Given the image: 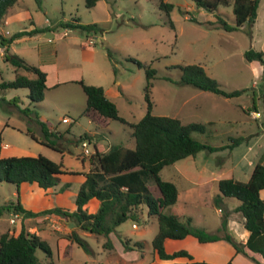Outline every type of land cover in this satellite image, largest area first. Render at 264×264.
Returning a JSON list of instances; mask_svg holds the SVG:
<instances>
[{
  "label": "rangeland",
  "instance_id": "obj_1",
  "mask_svg": "<svg viewBox=\"0 0 264 264\" xmlns=\"http://www.w3.org/2000/svg\"><path fill=\"white\" fill-rule=\"evenodd\" d=\"M167 1L173 4L169 16L148 0H98L92 8L85 7L84 0H19L8 12L4 20L7 22L0 24L3 38L31 32L34 26L44 31L21 35L17 44L7 45V54L18 55L36 67L44 64L49 82L58 79L61 84L47 86L44 99L36 103L30 101L26 88L0 89V129L4 128V123L9 125L3 130L2 139L35 155L41 153L53 161H62L64 168L79 172L59 175L60 181L51 188L52 193L36 184L24 183L19 187V199L32 211L56 206L67 210L74 207L79 175L90 168L88 156L84 155L79 141L84 135L89 136L90 140L86 141L90 153L95 151L97 143L105 149L112 145L135 147L128 125L107 120L108 126H102L100 120H93L83 113L86 96L77 81L104 89L119 84L121 95L111 100L120 116L135 123L146 113L143 89L145 68L150 67L156 70L155 78L151 80L152 114L174 117L184 124H203L204 132H193L192 136L202 143L221 147L213 152L202 150L160 171V178L174 183L179 192L177 202L165 208L164 213L174 214L184 222L190 218L192 226L220 234L222 232L218 230L226 215L231 233L242 241L240 234L245 229L241 224L242 217L236 211L239 201L224 198L218 207L214 202L219 193L216 183L199 184V178L215 177L217 180L233 175L245 181L253 169L251 163L259 157L260 145L264 144L263 66L259 61H247L244 56L248 50L264 54V0L259 2L254 22H246L230 31L225 30L217 19L220 16L227 24L235 26L231 6L219 5L217 10L209 13L198 9L193 0ZM62 23L96 24L98 27L91 32L80 28L68 30ZM26 36L29 38L22 40ZM90 39L93 40L91 44ZM190 64L203 67L223 90H241L242 93L225 98L179 84L182 72L178 67ZM20 73L35 77L24 70ZM14 77L15 67L0 51V83ZM253 111L260 112L261 117H254ZM36 116L48 129L63 134L62 139L56 140L63 153L40 145L26 132L29 130L42 137ZM64 118L69 122H63ZM238 138L241 141L235 144L234 139ZM251 145L252 149H248ZM250 159L252 162L248 164ZM65 184L68 187L59 191ZM148 186L154 188V181L149 180ZM261 196L264 197V192ZM17 198L14 184L0 183V209ZM86 208L93 212L90 203ZM11 214L7 210L0 212V234L15 231L21 224V216L11 224ZM137 214L138 219L129 218L108 236L45 215L46 218L39 219L37 227L39 231L45 230L41 237L49 244L52 254L49 256L37 249L39 263L168 264L160 260L151 247L158 230L156 218L149 216L145 209ZM72 230L87 243L89 253L68 239ZM124 241L130 245L141 241L144 245L133 247L136 249L133 251L124 246ZM175 243L181 248L182 241ZM230 248L223 246L220 251H213L210 245L197 243L188 247L196 259L214 261L215 264L223 261ZM252 257L262 260L258 254H239L234 263L257 264Z\"/></svg>",
  "mask_w": 264,
  "mask_h": 264
},
{
  "label": "trees",
  "instance_id": "obj_2",
  "mask_svg": "<svg viewBox=\"0 0 264 264\" xmlns=\"http://www.w3.org/2000/svg\"><path fill=\"white\" fill-rule=\"evenodd\" d=\"M159 10L169 16L173 4L167 0H148ZM198 9L209 13L217 10L219 5L231 6L235 17V26H230L221 18L217 21L225 30H233L243 26L246 22H254L257 16V9L260 0H193ZM19 0H0V24L4 22L8 12L18 4ZM98 0H84L87 8H92ZM173 27L172 22H170ZM64 28H80L83 31L91 32L97 30L96 24L82 25L80 23H62ZM44 29L35 28L31 32H19L5 39L0 35V44L7 47L21 35L38 33ZM111 54L109 53V56ZM247 61H259L263 66L264 75V54L262 51L248 50L244 54ZM4 57L15 67V77L11 81H2L0 89L26 88L29 90L28 98L36 103L44 99L46 90V72L29 64L18 55H8L5 50ZM141 66L140 62H137ZM181 70L179 84L191 85L199 90L208 91L225 98L239 96L241 90L225 91L218 82L206 74L200 65L190 64L178 67ZM21 70L33 73L34 78H29L20 73ZM156 70L146 67V84L143 89V98L146 102V113L135 123H129L120 116L115 103L107 96L101 86L87 85L82 80L77 81L86 96L84 114H96L105 120H115L128 125L132 129L131 136L135 140V147L127 148L123 145H112L105 151L90 153L88 160L90 168L84 175V181L79 185L75 196L76 209L69 211L62 207L44 209L34 212L25 209L19 199V187L22 183L36 184L44 190L55 188L61 174H75L79 172L69 171L64 168L62 161L56 162L44 155L36 156H0V183H12L17 188L18 198L0 209L19 214L22 219L38 216H55L65 219L82 229L91 233L108 236L115 231L116 227L127 221L129 218L138 219L139 214L145 209L149 216L157 220L158 230L151 241L152 250L161 260L185 259L182 262L171 264H212L205 261H196L186 250L181 249L168 253L165 249L166 239L180 240L187 236H193L201 245L226 241L233 248L236 254H258L262 260H256L257 264H264V164L257 162L246 181L234 178H221L216 181L219 193L214 198L215 204L219 207L222 199L235 198L239 201L236 211L242 217V226L248 232L245 242L236 239L228 227L226 215L222 218L221 227L218 232L210 233L203 228L191 225V219L181 221L174 214L164 213V209L174 205L178 200V189L170 181L162 180L160 171L168 165H172L187 157L195 156L198 152L206 150L216 151L221 147H213L202 143L192 136L193 132L202 133L205 125L198 123H182L179 119L170 116L152 114L153 102L150 92L151 80L155 78ZM36 120L41 126L42 137H37L33 132H26L31 138L46 147L60 151L56 140L62 139L63 134L50 131L46 124ZM90 140L84 135L79 141ZM235 144L241 139H234ZM2 136L0 131V149ZM154 181V188L148 186V181ZM68 187L65 184L59 191ZM155 190V193L152 192ZM91 199L99 202L95 212H88L86 205ZM16 223V222H15ZM13 223V224H15ZM68 239L76 242L90 252L87 243L72 230ZM124 246L130 250L142 248L144 245L137 241L130 245L127 241ZM40 249L47 255L52 251L45 239L36 233L30 232L23 223L15 231H5L0 234V264H40L36 256V250ZM53 264V263H50ZM226 264H235L229 260Z\"/></svg>",
  "mask_w": 264,
  "mask_h": 264
},
{
  "label": "crops",
  "instance_id": "obj_3",
  "mask_svg": "<svg viewBox=\"0 0 264 264\" xmlns=\"http://www.w3.org/2000/svg\"><path fill=\"white\" fill-rule=\"evenodd\" d=\"M11 11V10H10ZM9 11V12H10ZM5 23L7 22V21H4ZM32 25H34V22L33 21H31L30 22ZM34 28H36L35 26H34ZM65 29H68V28H65ZM69 30V29H68ZM1 35V34H0ZM20 37H18V38H16L14 41H13V43L12 44H17L18 43V41L21 39H19ZM24 38H29V36H26V37H22V40L24 39ZM11 45V44H10ZM5 50H8V47H1L0 48V51H1V53L3 54V56H4V54H5ZM51 65H55L54 63H51ZM38 68H40L42 71H44V64H39V67ZM46 86H50V87H56V86H58L59 84H61L60 83V81L58 80V79H56V80H54V81H52V82H49V76H48V74L46 73ZM118 85L119 84H117V83H114V85L113 86H111V87H109L108 89H104L105 90V92H106V94H107V96L111 99V98H114V97H119L120 95H121V92H120V88H118ZM19 89V88H18ZM47 89V88H46ZM93 115H95V116H93ZM91 117H92V119L94 120V119H97V120H100L101 121V124H102V126H108V122H107V120H105L104 118H102V117H99V116H97L96 114H91L90 115ZM4 125V128H1L0 129V131H1V134H2V132H3V130L6 128V126L8 125L7 123H4L3 124ZM9 126V125H8ZM50 130V129H49ZM51 131V130H50ZM40 145H42V144H40ZM43 146H45V145H43ZM95 147L99 150V151H105V150H107V149H105L101 144H95ZM252 149V145L251 146H249L248 147V149ZM63 153V152H62ZM258 153H260L259 154V157L257 158V161L256 162H252V160L250 159L249 161H248V164L249 163H251L252 164V166L254 167V165L257 163V162H260V163H263L264 164V144H262V145H260V147H259V151H258ZM39 154H41V153H38L37 155H39ZM36 156L34 153H31V152H29V151H27L26 150V148L24 149V148H20V147H17V146H13V145H11L10 143H8V142H5L4 141V139H2V142H1V149H0V156L1 157H10V156ZM42 155V154H41ZM87 172V171H86ZM251 172H252V170H251ZM251 172L249 173V176H250V174H251ZM232 177H230V178H234V179H236V180H241V179H237V178H235L233 175H231ZM79 182H80V184L84 181V175L81 173L80 175H79ZM249 178V177H248ZM62 179V178H61ZM210 180V181H209ZM217 180H219V179H217ZM216 179H215V177H212V178H210V177H200L199 178V184H201V183H203V184H208L209 182H215L216 183V181H217ZM246 180H248V179H246ZM245 180V181H246ZM242 181V180H241ZM66 183H69V182H66ZM24 183H22L21 185H20V187L23 185ZM42 189V188H41ZM52 190H51V188L50 189H48L46 192H50V193H52L51 192ZM56 196L58 195V193H56V191H54L53 192ZM77 194V193H76ZM21 202V201H20ZM22 203V202H21ZM91 204L92 205V209H93V212H95L96 210H97V208H98V205H99V202H98V200H96V199H91L89 202H88V204ZM22 205H23V207L25 208V209H28L23 203H22ZM87 206V205H86ZM59 207H62V206H59ZM53 208V207H52ZM62 208H64V207H62ZM45 209H48V208H45ZM64 209H66V207L64 208ZM76 209V205L74 206V207H71L69 210L70 211H73V210H75ZM29 210V209H28ZM41 210H44V209H41ZM41 210H39V211H41ZM220 210V209H219ZM32 211V210H31ZM34 212H38V211H34ZM43 218H46V216H38V217H33V218H24V219H22V221H21V224L23 223V225L29 230V231H31L32 233H36L37 235H39L40 237L42 236V234H43V232L45 231V230H42V231H39L40 230V228L39 227H37V226H39V223H37L38 221H40L39 219H43ZM35 223V224H34ZM21 224L19 225V227H21ZM34 224V225H33ZM242 224V223H241ZM36 226V227H35ZM18 227V228H19ZM33 227H34V230H32L33 229ZM44 236V235H43ZM240 237H243V239H242V241L243 242H245L246 241V239H247V237H248V232L245 230V231H243L241 234H240ZM42 238V237H41ZM175 241H182V245H181V248H179L180 246H176V245H174V244H177V243H175ZM195 243H197L198 245H201V244H199L198 243V241H197V239L195 238V237H193V236H187V237H185L184 239H180V240H174V239H166V241H165V249H166V251L168 252V253H172V252H174V251H178V250H181V249H184V250H186V251H188L192 256H193V254L189 251V249H188V247L189 246H193ZM205 245H210V247H211V249L213 250V251H220L221 250V248H223V246H226V247H228V246H230L231 248L228 250V252H227V256H224V258H223V261H220L221 263H219V262H217L218 264H226L229 260H232L233 262H235V259H237V257H239V254H236L235 253V251H234V248L229 244V243H227L226 241H219V242H217V243H211V244H205ZM170 248H173V249H170ZM134 251V250H133ZM251 254V253H250ZM193 258H194V260H196V261H201V260H198V259H196V257H194L193 256ZM160 259V258H159ZM161 260V259H160ZM182 261H185V259H176V260H163V262H167L168 264H171L172 262H182ZM209 263H212V264H215L214 263V261H212V262H209Z\"/></svg>",
  "mask_w": 264,
  "mask_h": 264
},
{
  "label": "built area",
  "instance_id": "obj_4",
  "mask_svg": "<svg viewBox=\"0 0 264 264\" xmlns=\"http://www.w3.org/2000/svg\"><path fill=\"white\" fill-rule=\"evenodd\" d=\"M88 42L91 44L93 42V40L90 39ZM252 114L256 118H260L261 117V114L258 111H253ZM63 122H69V119L68 118H64L63 119ZM81 147L84 150V154H86V155L90 154L89 150L87 149L88 148V142L86 140H84L83 142H81ZM11 216H12V218L10 219V223L13 224V223L16 222V220L19 218L20 215L19 214H16V213H12Z\"/></svg>",
  "mask_w": 264,
  "mask_h": 264
},
{
  "label": "water",
  "instance_id": "obj_5",
  "mask_svg": "<svg viewBox=\"0 0 264 264\" xmlns=\"http://www.w3.org/2000/svg\"><path fill=\"white\" fill-rule=\"evenodd\" d=\"M263 116H264V112H263ZM73 225V223H71Z\"/></svg>",
  "mask_w": 264,
  "mask_h": 264
}]
</instances>
